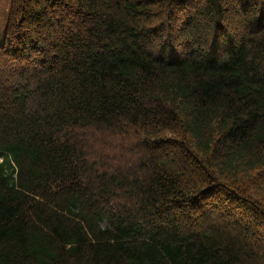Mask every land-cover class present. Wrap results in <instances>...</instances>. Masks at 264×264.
<instances>
[{
	"label": "trees",
	"instance_id": "16d2710c",
	"mask_svg": "<svg viewBox=\"0 0 264 264\" xmlns=\"http://www.w3.org/2000/svg\"><path fill=\"white\" fill-rule=\"evenodd\" d=\"M0 264H264V0H0Z\"/></svg>",
	"mask_w": 264,
	"mask_h": 264
},
{
	"label": "rangeland",
	"instance_id": "374dc122",
	"mask_svg": "<svg viewBox=\"0 0 264 264\" xmlns=\"http://www.w3.org/2000/svg\"><path fill=\"white\" fill-rule=\"evenodd\" d=\"M2 64V63H1ZM7 70V69H6ZM5 71V70H4ZM115 139V142H117V143H119V142H121V137L120 136H117L116 135V137L114 138ZM108 140H109V138H108ZM129 158V157H128Z\"/></svg>",
	"mask_w": 264,
	"mask_h": 264
}]
</instances>
